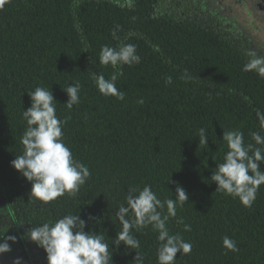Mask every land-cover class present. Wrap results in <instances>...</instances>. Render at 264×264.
Here are the masks:
<instances>
[{"label":"trees","instance_id":"16d2710c","mask_svg":"<svg viewBox=\"0 0 264 264\" xmlns=\"http://www.w3.org/2000/svg\"><path fill=\"white\" fill-rule=\"evenodd\" d=\"M157 2L7 0L0 10V187L31 264L48 261L27 233L68 214L104 236L112 264H157L151 226L132 230L138 249L112 244L129 188L146 185L162 201L175 199L177 185L189 196L167 222L170 234L192 244L175 264H264V184L245 207L210 179L229 150L224 131L242 132L245 145L255 144L253 132L264 135V77L243 71L248 60L211 29L157 14ZM122 44L136 46L139 64H100L103 46ZM99 75H115L125 98L102 95ZM77 82L80 100L69 109L64 89ZM36 87L52 92L56 116L66 121L62 139L91 173L74 196L48 203L30 197L31 182L11 166L23 152V111ZM201 128L207 145L199 143ZM225 236L239 251L223 246Z\"/></svg>","mask_w":264,"mask_h":264},{"label":"clouds","instance_id":"9594fccd","mask_svg":"<svg viewBox=\"0 0 264 264\" xmlns=\"http://www.w3.org/2000/svg\"><path fill=\"white\" fill-rule=\"evenodd\" d=\"M6 2L7 0H0V10ZM117 30L118 26L114 27L111 34L118 40ZM251 55L253 58L242 70L264 77V57L256 56L255 53ZM140 61L141 57L133 44H122L118 48L105 45L101 48L99 57L100 64L113 67L132 66ZM94 80L102 95L114 96L119 100L125 98V93L116 87L115 75L110 79L99 75ZM171 82L172 78L166 77L165 83ZM80 88L81 85L77 82L64 89L68 96L65 104L69 109L79 103ZM28 95L31 106L23 111V119L27 125L20 141L23 152L11 161V166L31 182L30 197L36 200L48 203L65 193L74 196L91 173L88 167L74 159L62 139V126L66 121L56 116L52 92L44 87H36ZM251 135L255 144L245 145L242 132L224 131L222 140L227 142L229 150L224 155V162L217 164L216 171L210 177L217 185L216 191L238 198L245 207L253 205L260 185L264 184V171L260 170L264 163V148L259 147L264 145V135L259 132ZM207 140L205 129L201 128L199 143L207 145ZM188 199L187 192L180 185L176 187L175 199L164 201L157 197L150 185L144 186L142 190L129 188L127 206L121 205L116 211L122 228L112 244L138 249L140 242L132 230L138 231L151 226L158 233L157 264H175L177 253L189 254L192 244L186 242L179 233L170 234L167 222L171 217H176L177 204L183 206ZM177 223L183 224V220L179 219ZM84 229L85 221L78 214H68L55 222L32 227L27 235L44 249L48 264H112V252H109V244L104 241V236L85 232ZM190 230V226L185 224L184 231ZM8 240L15 241V237L9 236L0 243V254L11 250ZM223 246L232 252L239 251L236 242L227 236L223 238ZM138 259L140 257L137 253L136 260ZM15 264H20L19 260Z\"/></svg>","mask_w":264,"mask_h":264},{"label":"rangeland","instance_id":"374dc122","mask_svg":"<svg viewBox=\"0 0 264 264\" xmlns=\"http://www.w3.org/2000/svg\"><path fill=\"white\" fill-rule=\"evenodd\" d=\"M219 2V6L215 7V3ZM241 0H158L155 12L159 15L171 17L174 19L187 20L195 24L212 28L220 34H232L242 32L247 35L261 51L259 57H264V25L255 23L249 26L250 20L246 17ZM218 7L223 10L218 13ZM225 19V21L223 20ZM4 199L0 187V222L4 225L1 233L5 240L12 235L11 221L7 213ZM7 242L13 243L12 240ZM18 250L20 252L19 246ZM12 256L17 261L20 259L19 253ZM9 253L8 258H11ZM21 260V259H20Z\"/></svg>","mask_w":264,"mask_h":264},{"label":"flooded vegetation","instance_id":"af4514ba","mask_svg":"<svg viewBox=\"0 0 264 264\" xmlns=\"http://www.w3.org/2000/svg\"><path fill=\"white\" fill-rule=\"evenodd\" d=\"M219 4H220L219 2H216L214 5L215 7H217L219 6ZM240 4L243 5L245 15L250 20L249 26L254 25L257 22L264 25V19L262 18V13L259 12L258 9L254 7L253 0H241ZM217 10L219 13L223 9L221 7H218ZM223 20L225 21V19ZM209 29H211L215 34H217L221 39L227 41L240 56H242L244 59L248 61L253 58V56L251 55L252 53H255L256 56H258L259 51H261L260 47H258L257 44H255L249 37H247L246 34L242 32H238L235 35V34H232L231 30H228L226 31L228 35L226 34L222 35L212 28H209ZM4 203H5V200H4ZM5 206L7 208L6 203H5Z\"/></svg>","mask_w":264,"mask_h":264},{"label":"crops","instance_id":"0c3cea01","mask_svg":"<svg viewBox=\"0 0 264 264\" xmlns=\"http://www.w3.org/2000/svg\"><path fill=\"white\" fill-rule=\"evenodd\" d=\"M5 211H7L8 215H9V219L11 221L10 224L12 227V235L11 236L15 237V241H13V243L8 242L10 245V249H11L9 252L0 254V264H15L16 261L14 259H12V256L16 254L15 252L19 253V256H21L20 257L21 260L18 259L20 264H31L29 257L26 254L25 248L21 242V239L19 238V235L17 233V230L15 228V225L11 219V216H10L7 208ZM2 228H4V225L2 224V222H0V243H3L5 241V237L1 233V231L3 230ZM18 246H19L20 252L18 250ZM9 253H12L11 258L7 257V256H9Z\"/></svg>","mask_w":264,"mask_h":264},{"label":"water","instance_id":"95a60500","mask_svg":"<svg viewBox=\"0 0 264 264\" xmlns=\"http://www.w3.org/2000/svg\"><path fill=\"white\" fill-rule=\"evenodd\" d=\"M253 5L262 13V18L264 19V0H253Z\"/></svg>","mask_w":264,"mask_h":264}]
</instances>
